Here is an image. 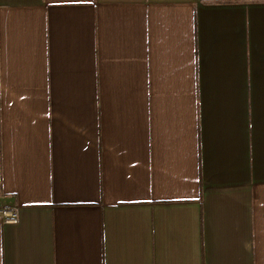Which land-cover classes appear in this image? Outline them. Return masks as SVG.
Wrapping results in <instances>:
<instances>
[{"label":"crops","instance_id":"0c3cea01","mask_svg":"<svg viewBox=\"0 0 264 264\" xmlns=\"http://www.w3.org/2000/svg\"><path fill=\"white\" fill-rule=\"evenodd\" d=\"M0 264H264V0H0Z\"/></svg>","mask_w":264,"mask_h":264},{"label":"built area","instance_id":"2783aa9c","mask_svg":"<svg viewBox=\"0 0 264 264\" xmlns=\"http://www.w3.org/2000/svg\"><path fill=\"white\" fill-rule=\"evenodd\" d=\"M0 215L8 223H16L19 220L18 209L15 205H3L0 207Z\"/></svg>","mask_w":264,"mask_h":264}]
</instances>
